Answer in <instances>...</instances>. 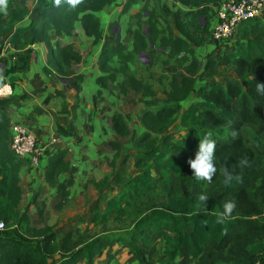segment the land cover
<instances>
[{
	"label": "trees",
	"instance_id": "trees-1",
	"mask_svg": "<svg viewBox=\"0 0 264 264\" xmlns=\"http://www.w3.org/2000/svg\"><path fill=\"white\" fill-rule=\"evenodd\" d=\"M217 1L126 0L123 4L122 14L134 6L139 9L129 17L133 27L126 30L127 39L101 47L97 58L101 76L96 79L99 89L93 103L109 84H115L122 97L129 92L139 95L147 106L140 116L142 131L132 136L126 117L119 112L111 115L115 136L108 143L111 171L92 183L99 194L89 217L79 218L61 236L43 224L36 197L23 211L19 209L20 170L29 161L18 160L10 148L6 110L24 98L0 97V221L4 224L0 264H96L115 245L145 264L153 255L155 235L163 237L166 248L154 264H264V90L257 88L264 85V12L239 24L232 41L224 44L228 52L210 53L203 63L197 52L211 42V5ZM113 2L8 0L0 12V50L3 43L11 45L15 60L9 67L0 58V88L5 79L14 86L16 71L29 70L35 45L46 49L42 71L48 77L68 76L67 69L83 58L72 43L61 45L57 39L72 37L79 24L96 46L102 38L98 13ZM144 53L149 59L144 72L154 68L166 72L155 83L132 72L131 64ZM81 80L76 76L75 81ZM79 105L71 106L67 126L57 125V136L76 137ZM174 126L183 134L171 133ZM208 133L216 143L211 182L197 179L187 163L195 158L199 139ZM128 137L136 152L133 156L118 140ZM66 155V149H54L44 156V180L56 190L59 204L68 201L76 172ZM65 172L68 177L58 181ZM226 175L233 177L230 182H225ZM201 196L206 199L200 200ZM227 202L235 207L218 223L216 213L223 212ZM32 205L40 226L31 223Z\"/></svg>",
	"mask_w": 264,
	"mask_h": 264
},
{
	"label": "crops",
	"instance_id": "crops-1",
	"mask_svg": "<svg viewBox=\"0 0 264 264\" xmlns=\"http://www.w3.org/2000/svg\"><path fill=\"white\" fill-rule=\"evenodd\" d=\"M7 1L4 3V10ZM125 1L126 0H114L110 7L98 13L102 28V38L100 43L96 46H93L91 39L85 37L79 24L76 25L72 37L57 39L61 45L72 43L73 48L79 52L83 58L82 63L72 65L67 69L68 76L62 78L56 76L48 77L42 71V68L46 64V49L43 45H35L32 48L35 50L36 54L33 57L29 70L26 72L16 71L14 76L18 79L14 86L10 87L7 79H5V84L2 87L5 92L3 97L14 96L24 98L18 105H11L6 110L11 125L16 124L27 128L29 132L43 144L47 143L51 138L57 137L59 143L55 145V150H67L66 161L69 162L70 167L74 168L76 172L73 174L74 183L69 189L70 195L68 201L64 204L71 203L72 201L75 205H84L86 202H92V200H88V196L91 197L92 194H96L97 196L99 194V191L95 190L92 183L101 180L111 171L109 166H107L108 164H106L107 161L109 162L112 155L108 143L114 139L111 131L110 117L114 113L121 112L115 108L116 92L113 93V96H107L106 94L112 92L115 84H109L106 89L102 90V96L98 98L95 103H93V97L99 89L96 79L101 76V74L97 67V58L102 45L107 42L113 44L115 39L118 41V35L114 37L115 29H118L120 40L123 39L121 32L123 31L125 35L124 31L133 27V23L129 17L131 14L138 11L139 6H134L127 14H122ZM228 1L229 0H218L211 5V26L217 21L215 17L216 11L221 8L222 4ZM1 45L0 58L2 64L11 67L14 64L15 51L9 44L3 43ZM218 45L219 44L211 41L205 47L199 49L198 52L208 56V54L213 53V50L215 51V46ZM135 62L136 61L133 63ZM137 63L142 65L144 69L143 65L145 64H143L140 59ZM132 64L131 69L133 70L134 66L132 67ZM79 75L82 76V80L75 81L76 76ZM74 81L77 82L78 92L74 88ZM131 94L134 95L133 92H129L126 96H130ZM77 102H79L80 105L76 110V137L69 138L57 136V125L67 126L69 124L71 119L70 108ZM107 102H109V104ZM107 108L110 110L104 112ZM35 109H39L40 112L36 113ZM75 143L77 145L72 148V144ZM45 163L46 160L43 158L41 166L39 167H33L29 164L23 165L20 170L19 182L23 192L19 209L23 211L36 197V204L43 210V218L47 213L44 211L45 203L51 202L50 196L57 201V204L60 202L56 190L50 188L44 180ZM68 175L69 172L62 173L57 176V180L62 181L67 178ZM82 180V188L87 189L89 187V193L79 188ZM78 213L79 212H74L73 216H69L66 208L56 212V219L59 220L61 226L60 233H58L56 225L48 224V226L53 227L56 234L61 236L73 225V221L77 218L76 216ZM29 217L32 225L37 226L35 217H38V215L33 205L29 208ZM78 219L79 218H77V220ZM96 264L139 263L133 259L126 248L115 245L107 248Z\"/></svg>",
	"mask_w": 264,
	"mask_h": 264
},
{
	"label": "rangeland",
	"instance_id": "rangeland-1",
	"mask_svg": "<svg viewBox=\"0 0 264 264\" xmlns=\"http://www.w3.org/2000/svg\"><path fill=\"white\" fill-rule=\"evenodd\" d=\"M6 1L7 0H5V2ZM2 11H4V4L0 5V12H2ZM126 21H127V19H126ZM124 32H125V35L123 34V31L121 32L123 35L122 38L127 39L126 31H124ZM116 35H118V29L114 30V37H116ZM225 51L228 52V46L224 45L222 43V44H219L218 46H215V51L213 50V54L215 56H219L220 54H223ZM197 56L203 63L206 61L207 55L198 52ZM138 61L133 63L134 65L132 64V67L134 66L132 72H134L136 75H138V76L142 75V76L148 78L152 83L157 82L158 76L166 75V74H164L166 72L160 71L158 69H153L151 71L144 72L142 65H139L137 63ZM206 82H204V83H206ZM114 88L112 89L111 93H108L106 95L107 96H110V95L113 96L114 95L113 93L116 92L117 96L115 97V108L118 111H120L126 117V121H127V124H128L130 131L132 132L131 133L132 136L138 137L141 134L140 129H142V127L140 125V116H141V113L143 112V110L147 106L145 105V102L140 99L139 96L131 94L130 96L122 97L118 94L116 88L115 89ZM160 88H162V87H160ZM158 98L163 99L164 98L163 94H159ZM107 103L109 104V102H107ZM187 105H188V102H186L183 105V108L187 107ZM109 110L110 109L107 108L104 112H108ZM170 132L176 133V136L183 134L182 130L175 127V126L170 129ZM113 137L115 139V136H113ZM118 140L124 146V152L125 153H128L131 156H133L136 153L135 151L132 150L133 146H132V141H131L130 137L120 138ZM37 142L41 143L38 140H37ZM75 145H77V144L76 143L72 144V148ZM106 164H108V161ZM82 185H83V180L79 186L80 189H83ZM83 190L86 191L87 193H89L90 188L88 187L87 189H83ZM96 197H97L96 194L95 195L92 194L91 197L88 196V200L90 199V200H92V202L91 201L88 203L86 202L84 205H75V204H73V201L71 203H66V204H63V203L57 204V201L54 200V198L52 196H50L51 202L45 203V206H44V211L47 212L46 215L44 216V224L56 225V228L58 229L57 231H58V233H60L61 232V226L59 224L60 223L59 220L56 219V212L66 208L69 216H73L74 212H79L78 215L76 216L77 218L89 217V215H90L89 210L93 206V204H94L93 201H95ZM86 199H87V197H86ZM35 218H36V225L40 226L42 224L41 221L38 219V217H35ZM77 218L73 221V224L76 222ZM154 239H155V246H154V250H153V255L148 258V260L146 261L145 264H154L155 260L159 256L163 255L164 250L166 248V244H165L163 237L155 235ZM226 253H227V251L224 252V254H226Z\"/></svg>",
	"mask_w": 264,
	"mask_h": 264
},
{
	"label": "built area",
	"instance_id": "built-area-1",
	"mask_svg": "<svg viewBox=\"0 0 264 264\" xmlns=\"http://www.w3.org/2000/svg\"><path fill=\"white\" fill-rule=\"evenodd\" d=\"M264 12V0H229L216 11V23L210 30V39L214 43L228 44L234 38L240 23L245 20L261 17ZM5 92L0 88V97ZM10 148L18 160H28L33 167L41 166L46 151H53L59 143L57 137L47 143H38L35 136L21 125L12 124ZM4 229V224L0 221Z\"/></svg>",
	"mask_w": 264,
	"mask_h": 264
},
{
	"label": "clouds",
	"instance_id": "clouds-1",
	"mask_svg": "<svg viewBox=\"0 0 264 264\" xmlns=\"http://www.w3.org/2000/svg\"><path fill=\"white\" fill-rule=\"evenodd\" d=\"M57 4H59L60 0H56ZM70 3L75 4L77 0H69ZM5 3V0H0V5H3ZM258 90H264V85H258ZM215 149H216V143L211 138V133L206 134L202 139H199V145L198 150L195 154L194 159H189L187 163L189 164L193 175L197 179L206 180L208 182H211L213 176L216 173V168L214 165V158H215ZM232 176L226 175L225 182H230L232 180ZM237 180L240 178L237 176ZM200 200H205V196L199 197ZM235 207L234 203L227 202L224 204V211L221 213H216L218 220V223H222L224 218L231 214L233 208ZM0 227H3L2 224H0Z\"/></svg>",
	"mask_w": 264,
	"mask_h": 264
},
{
	"label": "water",
	"instance_id": "water-1",
	"mask_svg": "<svg viewBox=\"0 0 264 264\" xmlns=\"http://www.w3.org/2000/svg\"><path fill=\"white\" fill-rule=\"evenodd\" d=\"M145 31L148 32L147 29ZM118 41H119V34H118ZM139 59L143 62V64H146V65L149 64V59L147 58V54L146 53L141 54L139 56Z\"/></svg>",
	"mask_w": 264,
	"mask_h": 264
}]
</instances>
